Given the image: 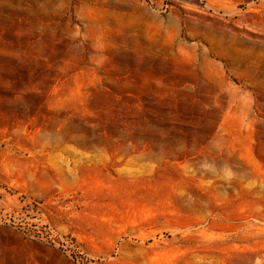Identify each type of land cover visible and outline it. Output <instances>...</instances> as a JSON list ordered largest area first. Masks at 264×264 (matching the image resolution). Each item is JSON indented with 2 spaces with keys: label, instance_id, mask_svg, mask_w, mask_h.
Instances as JSON below:
<instances>
[{
  "label": "rangeland",
  "instance_id": "rangeland-1",
  "mask_svg": "<svg viewBox=\"0 0 264 264\" xmlns=\"http://www.w3.org/2000/svg\"><path fill=\"white\" fill-rule=\"evenodd\" d=\"M0 264H264V0H0Z\"/></svg>",
  "mask_w": 264,
  "mask_h": 264
}]
</instances>
